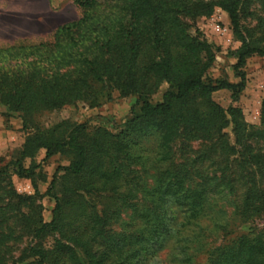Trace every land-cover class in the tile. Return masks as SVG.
<instances>
[{
  "label": "trees",
  "instance_id": "obj_1",
  "mask_svg": "<svg viewBox=\"0 0 264 264\" xmlns=\"http://www.w3.org/2000/svg\"><path fill=\"white\" fill-rule=\"evenodd\" d=\"M71 1L82 14L52 40L0 45V107L18 113L29 132L15 172L36 190L18 193L9 167L0 169V264H264V224L236 233L264 217V100L254 125L213 95L229 90L238 101L248 60L264 57V16L254 27L242 23L253 5L264 12V0ZM217 8L241 42L237 82L208 76L217 49L185 21ZM116 92L137 97L118 132L40 121L78 103L99 107ZM150 137L155 147L146 154ZM41 150L45 161L70 160L45 193L55 200L48 222L40 164L25 165ZM228 195L232 207L222 211L218 199ZM25 238L16 259L13 246Z\"/></svg>",
  "mask_w": 264,
  "mask_h": 264
},
{
  "label": "rangeland",
  "instance_id": "obj_2",
  "mask_svg": "<svg viewBox=\"0 0 264 264\" xmlns=\"http://www.w3.org/2000/svg\"><path fill=\"white\" fill-rule=\"evenodd\" d=\"M251 11L252 14H245L242 19V23L247 27L256 26L258 18L264 16L260 4L253 5ZM81 14V9L71 0H0V45L6 46L20 42L30 45L40 41L52 40L57 27L77 20ZM185 21L196 27L202 37L215 45L217 49L216 61L208 76L213 80L239 81V78L235 76L234 64L237 61L235 50L241 46V42L236 39L233 33L228 14L217 8L210 17L197 19L185 17ZM245 71L246 87L238 101L233 99L229 90L215 92L213 94L214 100L225 109L233 105L240 106L246 121L250 124L259 125L264 100V57L254 56L250 58ZM164 90L165 87H162L153 96L155 101L162 99ZM136 100V96L121 97L116 92L111 101L99 107L92 108L86 103H78L66 106L61 110L46 111L41 115L40 121L43 126L48 127L62 120H71L76 123H85L91 127L100 126L118 132L123 128L126 119L130 117ZM228 132L231 134V127ZM28 133V130L23 127L22 119L18 113H10L6 106L0 107V169L4 166L9 167L12 184L18 193L35 195L36 190L32 178L19 177L15 172L16 166L14 164ZM231 137L233 140L232 134ZM155 141L154 137H150L143 142V146L147 149L146 154H152ZM261 144L264 145V142ZM193 146L199 147L196 142L193 143ZM181 148L182 145L179 142L176 149L178 151ZM44 157L45 151L41 150L35 159L27 158L25 165L29 167L33 160L36 164H40L36 170V180L40 193L44 194L40 201L43 205L44 220L48 222L52 219L55 200L45 193L57 169L68 165L70 160L62 155H56L47 161L43 160ZM179 158H181L180 153ZM153 172L154 170L151 168L150 173ZM233 198L231 195L220 197L217 208L220 207L222 211L229 210V207H232L230 204ZM222 217V214L219 215V218ZM263 224L264 217L237 227L236 233L247 232L255 226L262 227ZM26 243L27 239L25 238L21 243L13 246L16 259Z\"/></svg>",
  "mask_w": 264,
  "mask_h": 264
}]
</instances>
